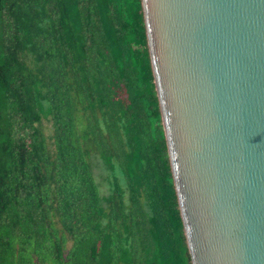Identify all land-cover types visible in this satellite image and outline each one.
Wrapping results in <instances>:
<instances>
[{
    "label": "trees",
    "instance_id": "1",
    "mask_svg": "<svg viewBox=\"0 0 264 264\" xmlns=\"http://www.w3.org/2000/svg\"><path fill=\"white\" fill-rule=\"evenodd\" d=\"M0 264H191L141 0H0Z\"/></svg>",
    "mask_w": 264,
    "mask_h": 264
},
{
    "label": "water",
    "instance_id": "2",
    "mask_svg": "<svg viewBox=\"0 0 264 264\" xmlns=\"http://www.w3.org/2000/svg\"><path fill=\"white\" fill-rule=\"evenodd\" d=\"M191 264H264V0H141Z\"/></svg>",
    "mask_w": 264,
    "mask_h": 264
},
{
    "label": "rangeland",
    "instance_id": "3",
    "mask_svg": "<svg viewBox=\"0 0 264 264\" xmlns=\"http://www.w3.org/2000/svg\"><path fill=\"white\" fill-rule=\"evenodd\" d=\"M100 170H101V169H100ZM100 170H99V168H98V167L94 166V171L96 172V175H97L99 172H101V171H102V170H101V171H100Z\"/></svg>",
    "mask_w": 264,
    "mask_h": 264
}]
</instances>
